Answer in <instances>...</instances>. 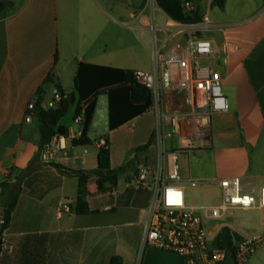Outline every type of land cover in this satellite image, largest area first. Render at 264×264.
<instances>
[{
    "label": "crops",
    "instance_id": "1",
    "mask_svg": "<svg viewBox=\"0 0 264 264\" xmlns=\"http://www.w3.org/2000/svg\"><path fill=\"white\" fill-rule=\"evenodd\" d=\"M141 8L136 0H15L0 11V182L10 175L11 184L21 188L9 227L0 236V264H109L112 256L121 257L123 264H183L175 254L141 245L151 195L137 189L136 176L144 166L164 171L167 142L175 135L167 137L170 129L159 126L154 104L109 131L108 141L98 138L93 147H74L83 122L77 121L81 113L76 115L75 103L69 108L71 117L57 124L66 135L52 139L55 151L46 150L44 159L38 157L36 114L25 121L27 105L37 102L41 89L46 101L48 84L69 97L76 95L80 64L133 71L131 59L120 57L124 47L118 30L145 25V18L134 19ZM198 13L212 22L206 35L212 43L209 64L221 76L229 110L211 118L207 147L200 139L176 135L178 161L185 157L182 184L238 177L245 193L257 194L264 186V0H226L222 8L208 0ZM163 108L190 110L175 92L165 95ZM128 125L141 142L135 146L134 138H126V150L117 156L114 136ZM105 141L111 169L118 170L116 184L100 191L97 178L91 177L86 187L91 213L77 215L78 181L53 165L93 172ZM196 158L204 159L209 169L199 171ZM222 228L207 231L211 245Z\"/></svg>",
    "mask_w": 264,
    "mask_h": 264
},
{
    "label": "built area",
    "instance_id": "2",
    "mask_svg": "<svg viewBox=\"0 0 264 264\" xmlns=\"http://www.w3.org/2000/svg\"><path fill=\"white\" fill-rule=\"evenodd\" d=\"M142 2L134 16L139 22L145 18L140 30L149 33L151 71L133 73L135 81L148 89L153 104L160 113L159 126L168 127L167 137L178 135L189 141L200 139L208 146L207 136L211 118L229 110L228 101L222 90L221 76L210 64L212 43L206 36L212 27L207 14L189 22L170 18L160 7L159 0H136ZM185 15L194 17L192 0H179ZM51 99L41 101L45 110L55 109L69 99L56 87H50ZM182 94L188 112H171L163 108L167 93ZM36 104L27 105L26 122H30ZM85 107L81 109L83 119ZM102 142L101 146H104ZM55 149L51 145L46 150ZM164 171H151L142 167L136 176L138 190L149 192L151 197L142 220V248H154L172 253L183 260V264H225L226 250L214 249L204 226V217L219 219L222 214L234 209L249 210L264 208V186L257 194L244 193L238 177L222 178L215 182L220 189V205L194 209L186 205L184 187L178 166V153H165ZM199 182L191 181L196 187ZM201 211H204L202 214ZM2 220L0 218V227ZM260 245L264 235L233 241L234 264H245Z\"/></svg>",
    "mask_w": 264,
    "mask_h": 264
},
{
    "label": "trees",
    "instance_id": "3",
    "mask_svg": "<svg viewBox=\"0 0 264 264\" xmlns=\"http://www.w3.org/2000/svg\"><path fill=\"white\" fill-rule=\"evenodd\" d=\"M15 0H3L0 2V11L12 6ZM196 1V0H195ZM226 0H212V4L222 8ZM159 7L172 19L179 22H189L198 18V8L193 12L194 17L185 15L181 9L179 0H159ZM133 71L80 64L75 77L76 95L70 96L68 100L60 102L55 109L45 110L41 107L44 89L40 90L35 108L36 116L40 123V143L38 157L48 147L53 138L65 136V129L57 127L58 122L67 114L69 108L76 103V115L81 113V106H84L83 122L79 139L72 140L74 147H83L92 144L89 138V131L92 119L96 110L97 97L104 94L107 97L108 130L114 131L127 124L133 119L146 113L153 105L150 91L138 84L133 76ZM51 79V78H48ZM54 123V125H51ZM152 141L139 148L145 150ZM108 142L98 150V167L93 172L83 170H72L61 165H53L63 175L74 177L78 181L76 214L87 215L91 211L86 202L87 183L95 176L98 190L106 191L116 184L118 170L111 169L110 151ZM11 177L8 175L0 182V215L2 225L1 234L9 227L12 215L16 208L21 188L18 184H11ZM241 241L243 238L224 227L215 237L212 247L226 251H233V241ZM109 264H123L119 256H112Z\"/></svg>",
    "mask_w": 264,
    "mask_h": 264
},
{
    "label": "rangeland",
    "instance_id": "4",
    "mask_svg": "<svg viewBox=\"0 0 264 264\" xmlns=\"http://www.w3.org/2000/svg\"><path fill=\"white\" fill-rule=\"evenodd\" d=\"M141 3L142 2L138 1V4ZM207 3L208 0H196L194 2V6L198 9H204L207 6ZM142 8L144 7L142 6ZM118 38L121 46L124 47L122 52H120V57H125L126 59L129 57V59H131L128 63L131 70H133V72H150L151 61L148 42L149 33L147 31L141 32L140 29L131 31L120 28L118 30ZM47 95L46 101L51 99V93H47ZM71 115V111L69 110L64 118L68 119ZM151 116L152 114H150L149 117ZM107 118V97L104 94H100L97 97L96 110L89 131V138L92 141V144L87 147H93L95 139L98 138H102L104 140L107 139L108 141L109 130ZM131 137L134 138L135 146L140 144V136L137 135V132H135L131 125L126 126L114 136V138L118 141L117 144H119L118 149H115L118 150L116 154L117 156H122L124 154L126 150V138ZM173 151L178 152L176 135L173 136L172 140L167 142V152ZM184 158L185 157H182L178 161L179 172L181 171L180 168L184 162ZM195 160H197L199 164V171H207L209 169L208 167L206 168L203 166L204 159L196 158ZM195 160L193 159V164L196 163ZM205 163L207 162L205 161ZM195 167L196 166H192L191 168L195 169ZM182 186L184 187L187 206L206 208L217 207L220 205V192L216 182L201 181L196 185V187H191L189 183H183ZM243 192L245 193V191ZM201 213L203 214L204 211H201ZM204 226L208 232H212L218 227H226L242 238L261 237L264 235V211L258 209L231 210L222 214L219 219H208L204 217ZM262 255H264V245H260V247L247 259L245 264H264V258H262Z\"/></svg>",
    "mask_w": 264,
    "mask_h": 264
},
{
    "label": "water",
    "instance_id": "5",
    "mask_svg": "<svg viewBox=\"0 0 264 264\" xmlns=\"http://www.w3.org/2000/svg\"><path fill=\"white\" fill-rule=\"evenodd\" d=\"M192 1L195 2V0H192ZM50 87H51V84H48L45 87V90L49 91ZM51 125H54V123H51ZM45 152H46V148L42 151L41 159H44ZM234 262L235 261H234V258H233V252L232 251H228L227 255H226V259H225V264H234Z\"/></svg>",
    "mask_w": 264,
    "mask_h": 264
}]
</instances>
